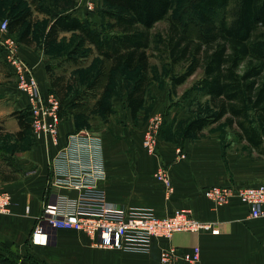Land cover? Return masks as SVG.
Masks as SVG:
<instances>
[{"label":"crops","instance_id":"0c3cea01","mask_svg":"<svg viewBox=\"0 0 264 264\" xmlns=\"http://www.w3.org/2000/svg\"><path fill=\"white\" fill-rule=\"evenodd\" d=\"M29 1L32 5L34 21L36 14L41 15L40 7L37 6H41L43 0L37 5L32 4L31 0ZM91 2L81 0L74 8L60 14L70 13L72 16L91 21L92 28L102 31L95 23H92L96 17L94 12L88 9V4ZM53 19L54 17L52 21ZM22 31V29H18L13 34H19L20 37ZM69 31L61 32L59 37ZM87 46L91 48L92 53L99 55L93 45ZM19 52L35 68L34 71L42 92L59 90L63 101L66 91L65 76L58 75L52 79L51 63L50 60H46L47 56L43 50L36 49L32 40V44L20 41ZM149 73L151 75V67ZM58 77L62 79L59 89H57L58 86L55 88L53 84L54 81L58 82ZM48 78L52 79L51 82L48 81ZM14 86V90H9L7 87V91L9 90L8 93H10L9 97H13L7 103V107L4 109L3 105H0V122L4 127L0 133V191H7L12 196L11 212L0 213V264L3 263L2 259H7L11 255L21 257V259L26 255L33 256L38 261H45L49 264H63L61 260L66 263V253L73 257L70 261L76 260L77 254L81 259L84 247L87 249L98 248L92 245L90 237L83 232L59 229L52 235L47 245L35 244L32 239L36 221L42 214L45 203L54 198L53 191L74 194L65 189H52L48 186V177L51 159L65 145L67 136L80 129L76 120L77 116L70 111H63L61 103L59 146L50 143L46 137L37 138L31 130H25L23 135H20L21 127L14 113L27 108L28 98L17 89L15 81ZM62 86H64V91ZM148 90L144 105L136 116L140 119L145 114ZM126 106L132 116V111L128 107V94ZM164 116V122L169 120L165 114ZM132 118L135 119L133 116ZM140 122L143 123L142 119ZM188 139L185 138L182 144L186 156L180 160L175 159L174 144L171 142L163 144L160 140L157 152L163 156L161 164L158 163V160L149 157L133 159L130 156L121 155L119 163L124 175L120 186L122 191L119 189L118 193L115 190V185L118 183L115 181H120L121 174L109 163L108 142L104 141L103 161L107 180L105 179L106 181L101 184L106 190L109 201L127 208L142 206L138 204L141 201L137 199V196L140 192H144L145 188H141L140 185L133 186V183L140 177L144 178V173L147 175L151 173L157 163V166L167 168L174 187V191L156 205L158 216H170L176 209L187 208L201 221L218 223L220 233L217 235L210 231H182L174 233L170 239L153 238L150 251L141 253L149 255L145 259L148 260L147 264H159L162 249L170 246H176L180 251H189L194 246H199L201 257L198 264H264V219L252 218L249 207L236 198L222 206H215L205 195V189L214 185L248 187L264 183V161L246 156L241 157L231 150L225 154L222 142L217 136L200 139L196 141L197 143L189 142ZM122 143L126 147L130 146L126 140H122ZM119 195L124 198L118 197ZM136 201L138 205L135 204ZM70 248L73 249L74 256L69 251ZM112 251L126 253L118 250ZM178 264L185 263L180 260Z\"/></svg>","mask_w":264,"mask_h":264},{"label":"rangeland","instance_id":"374dc122","mask_svg":"<svg viewBox=\"0 0 264 264\" xmlns=\"http://www.w3.org/2000/svg\"><path fill=\"white\" fill-rule=\"evenodd\" d=\"M81 0H43L40 4L41 15L36 14L32 24L31 38L35 48L43 50L50 60L52 68V79L58 75L65 76V96L62 101L60 94L56 89L53 90L62 101V110L70 111L77 117L79 130L84 129L92 132L102 140V151L104 154V141L108 142L107 156L112 167L121 174L120 181H115V190L118 193L122 185V167L120 165V156H130L136 158H153L158 163L163 162L162 154L149 152L143 146L145 131L149 125L152 116L161 112L167 116V121L163 122L159 129V140L163 144L173 143L175 147V159L180 160V153L183 152L182 144L185 138L189 142H196L203 138L217 136L222 142L223 152L227 154L230 150L241 157L251 159H260L264 161V125L260 123L256 116H252L253 126L262 137V145L259 149L253 148L249 142L242 137V132L237 125L229 126L225 120H221L200 133H193L189 137L184 136L186 123L196 116H202L212 113L209 96L202 88L196 85V82L202 77L203 70L199 68L182 85L174 87L171 82L172 70L170 60L167 54L160 48L159 39L166 34L168 22L160 21L151 30L152 44L149 52L151 53V75L152 83L147 93L145 103V114L142 124L140 118H132L126 106L128 91L138 75L135 70H114L110 62L104 60L96 53H92L89 46L79 44V33L69 31L63 33L56 41L47 43L45 40L47 27L52 18L57 13H62L70 8H74ZM93 2V9L96 19L92 20L102 32H107L106 20L103 18L102 10L107 8L103 0H87ZM194 0H173L171 16H179L182 21H187L192 15H195ZM29 0H0V24L12 18L23 10L31 9ZM91 23V21H90ZM191 32L196 34V28L191 26ZM9 34L18 40L19 34ZM74 60V61H72ZM62 64V65H61ZM61 65V66H60ZM35 70V68H34ZM182 72V67L177 65L174 73ZM11 69L4 60L0 59V105L5 109L7 103L13 98L9 97V90H14L15 77L11 74ZM48 81L51 82V80ZM8 87V91H7ZM103 99L106 105H110V113H106L96 107L98 99ZM143 110V109H142ZM12 116V115H11ZM165 117V116H164ZM126 140L130 144L126 147L122 143ZM197 143V142H196ZM158 148V144H157ZM180 150V152H179ZM185 151V150H184ZM186 156V153H184ZM158 164V165H159ZM161 166H156L154 170L143 174L133 183V186L140 185L145 188L144 192L138 194L137 199L141 202L143 208H148L156 213V205L161 199L167 197V191L163 182L157 177V171ZM107 174V173H106ZM146 175V178H145ZM107 180V179H106ZM104 180V181H106ZM103 181V182H104ZM165 188V189H164ZM142 191V189H141ZM174 191V190H173ZM171 194V193H170ZM124 198L122 195L118 196ZM127 199V198H125ZM136 205L137 201L135 202ZM139 206V205H138ZM136 206V207H138ZM95 247V246H94ZM81 259L72 261L69 253L63 264H147L145 260L149 255L141 253H118L105 248H83ZM91 249V250H90ZM74 256L73 249H69ZM78 253V252H77ZM23 259V260H22ZM8 256L2 259V264H49L40 262L33 256L24 258ZM153 264V263H152ZM161 260H160V263Z\"/></svg>","mask_w":264,"mask_h":264},{"label":"trees","instance_id":"16d2710c","mask_svg":"<svg viewBox=\"0 0 264 264\" xmlns=\"http://www.w3.org/2000/svg\"><path fill=\"white\" fill-rule=\"evenodd\" d=\"M41 1L31 0L36 5ZM103 1L107 7L102 10L107 32L92 28L86 19L57 13L46 33V42L56 41L63 31L76 30L78 43L93 45L112 69L138 70L128 93V107L135 118L152 81L151 30L158 22L167 21L168 30L160 37L159 46L170 60L172 85L183 84L201 68L203 75L196 85L209 96L213 110L188 121L184 136L200 133L224 119L229 126L237 125L252 147H261L262 137L253 126L252 116L264 125V0H194L195 15L187 21L171 16L173 0ZM32 15V9H26L9 22V32L22 29L19 39L27 44H32ZM191 26L196 28L195 35ZM0 59L3 60L2 49ZM177 65L182 72L174 73ZM57 79L53 84L59 89L62 79ZM61 88L64 91V86ZM96 107L111 112L110 105L101 98ZM14 114L21 127L20 135L31 130L27 109ZM3 129L0 122V133Z\"/></svg>","mask_w":264,"mask_h":264},{"label":"built area","instance_id":"2783aa9c","mask_svg":"<svg viewBox=\"0 0 264 264\" xmlns=\"http://www.w3.org/2000/svg\"><path fill=\"white\" fill-rule=\"evenodd\" d=\"M93 7V2L88 4V9ZM0 45L17 89L28 98L26 109L30 113L33 134L37 138L46 137L50 143L59 146L61 100L53 91L42 92L34 67L20 55L18 40L9 34L7 20L0 24ZM164 118L161 112L153 115L145 131L143 146L151 153H156ZM180 157L184 158L185 154L180 153ZM49 165L48 186L74 194L53 191L54 198L45 203L36 221L32 233L35 244L47 245L57 230L65 229L87 234L92 245L98 248L148 253L155 237L170 239L174 233L182 231L220 233L217 222L201 221L187 208L176 209L170 216L161 217L148 208H127L109 201L101 184L107 177L102 140L88 130L70 133ZM157 177L170 195L174 187L165 166L157 171ZM205 195L215 206L236 198L249 207L252 218L264 219V183L248 187L214 185L205 189ZM11 206V194L0 191V213H10ZM200 257L199 246L189 251L170 246L162 249L160 260L162 264H178L180 260L185 264H198Z\"/></svg>","mask_w":264,"mask_h":264}]
</instances>
